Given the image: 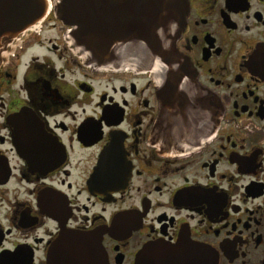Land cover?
Wrapping results in <instances>:
<instances>
[{"label": "flooded vegetation", "instance_id": "obj_1", "mask_svg": "<svg viewBox=\"0 0 264 264\" xmlns=\"http://www.w3.org/2000/svg\"><path fill=\"white\" fill-rule=\"evenodd\" d=\"M45 1L0 27V264H264V0L172 3L101 54Z\"/></svg>", "mask_w": 264, "mask_h": 264}, {"label": "water", "instance_id": "obj_2", "mask_svg": "<svg viewBox=\"0 0 264 264\" xmlns=\"http://www.w3.org/2000/svg\"><path fill=\"white\" fill-rule=\"evenodd\" d=\"M181 1L137 0L136 13L139 10L141 14H137L136 22L123 35L115 30L114 25L97 23L95 0H61L57 14L64 22H71L76 27L78 39L88 50L101 54L109 51L116 36L120 39L135 37L149 44L156 42V30L163 25L164 13L172 9V3ZM46 6L45 0H0V27L11 39L42 18ZM88 14L89 20H84ZM79 237L84 235L79 234L77 239Z\"/></svg>", "mask_w": 264, "mask_h": 264}, {"label": "rangeland", "instance_id": "obj_3", "mask_svg": "<svg viewBox=\"0 0 264 264\" xmlns=\"http://www.w3.org/2000/svg\"><path fill=\"white\" fill-rule=\"evenodd\" d=\"M45 34L49 35V34H50V32H45Z\"/></svg>", "mask_w": 264, "mask_h": 264}]
</instances>
